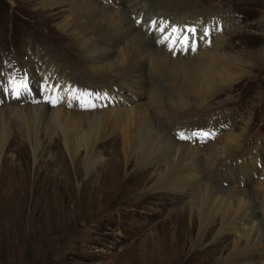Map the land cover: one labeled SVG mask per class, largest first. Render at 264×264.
<instances>
[{
  "label": "rangeland",
  "instance_id": "1",
  "mask_svg": "<svg viewBox=\"0 0 264 264\" xmlns=\"http://www.w3.org/2000/svg\"><path fill=\"white\" fill-rule=\"evenodd\" d=\"M158 1L201 17L228 14L231 19L211 33L210 42L217 43L221 53L245 63V74L237 76V81H225L223 89L208 92L210 97L185 93L188 104L168 105L167 114L155 106L148 109L153 123L169 138L182 146L199 148L203 154L231 129L239 133L244 128L240 121H247L239 148L213 161L203 156L200 171L204 182L213 186L226 182L224 188H234L232 183L239 177L252 183L246 190L255 196L257 215L264 222V200L253 178L264 162V0ZM51 4L56 0H0V264H211L217 257L213 252L225 243L210 247L209 253L194 251L196 222L189 224L188 207H184L188 198L150 192L160 169L147 167L132 150L122 152L123 119L103 115L97 122L93 115L120 107L114 103L101 106L96 97L115 89L114 81L123 73L106 76L90 72L72 39L58 29L71 16L69 7L52 8ZM78 27L94 42L104 41L93 36L94 28L88 32L89 27L78 25L76 20L69 29ZM44 48L76 58L72 63L75 68L56 70V61L49 64L53 53L46 60L37 58L36 63L34 57ZM13 53L28 55L33 63L30 68L36 64L35 72H12L9 57ZM41 73L52 77L54 83L63 73L68 87L79 93L86 105L78 107L73 100L68 111L64 110L67 115L51 118L46 113L35 118L40 133L37 146L23 130V122L30 128L33 120L29 113L21 116L14 112L21 105L14 103V96L6 90L15 76L19 81L29 75L30 91L22 92L19 98H35L39 105L54 110L57 106L49 107L51 98L41 84ZM162 80L153 71L148 101L155 91L170 92L172 82ZM174 83L184 92L183 83ZM173 92L172 99L177 102L178 95ZM183 126L186 129L181 135L178 131ZM246 163L249 170L242 169ZM235 165L239 171H228ZM170 211L176 215L167 218Z\"/></svg>",
  "mask_w": 264,
  "mask_h": 264
},
{
  "label": "bare ground",
  "instance_id": "2",
  "mask_svg": "<svg viewBox=\"0 0 264 264\" xmlns=\"http://www.w3.org/2000/svg\"><path fill=\"white\" fill-rule=\"evenodd\" d=\"M156 4L151 0H56V4L51 6L52 8L60 5L69 7L71 16L59 24L58 29L62 33H67L72 39L82 54L84 63H88L90 72L106 76L117 71L123 73L121 80L120 78L113 80L118 91L109 89L108 95L96 97L101 106H110L114 103L120 107L113 108L114 110L109 107L110 111L93 115L96 116L97 122H100L99 117L103 115L119 116L123 119L126 128L121 134L122 152L132 150L147 162V167L160 169L157 179L150 187V192L188 198L184 207H188L189 224L191 225L193 220L196 222L193 250H203L207 253L210 247L224 242L225 246L219 245L222 248L220 251L213 252L217 257L211 264H264V222L257 215L255 196L246 190L252 183H247L239 177L232 183L234 188H224L222 185L226 182L220 186L217 184L213 186L209 182H204L203 173L200 171L201 158L205 157V160L213 161L220 155V157L230 155L237 146L239 148L238 143L245 135L248 122L240 121L244 128H241L239 133L231 129L222 140L207 149V154H203L199 148L182 146L169 138L153 123L152 112L148 109L149 105L155 106L157 111L165 109L164 114H167L168 105L182 107L188 104L185 101V93L203 99L211 95H208V92L212 93L217 88L223 89L225 81L227 84L234 82L237 76L245 74L242 70L245 63L226 56L220 52L221 47H217V43L210 42L211 33L227 21L229 23L231 19L227 18L228 14L201 17L196 12L180 11L179 7L172 8L167 6L168 3H159L158 0ZM73 20H76L78 25L88 26V32L94 28L93 36L99 35L104 41L94 42L92 38L84 36L81 27L70 30ZM90 40H93V44ZM137 44L140 45L139 49L136 47ZM40 48L42 47H38ZM53 51L44 48L37 52L38 57H34L36 63L37 58L46 60L47 55L53 53L49 64H54L56 61L58 64L56 70L67 66L71 70L75 68L72 63L76 62V58L63 54L59 56ZM9 58L12 72L25 71L24 73L28 74L26 71L29 69L35 72L36 64L32 69L30 68L32 62L28 59V55L13 53ZM153 71L166 82L169 80L172 83L168 86L170 92L169 89L154 90L148 101L150 95L148 88L151 85ZM28 76L26 79L29 83L31 77ZM39 77L41 84L47 85L44 89L48 90L51 98L49 107L57 106L56 109L50 110L41 106L32 97H26L24 100L13 97L14 103L21 105L14 112L21 116L29 113L28 118L31 117L33 120L30 128L23 122V130L27 139L34 141V145L37 146L40 133L35 125V118L46 113L50 114L51 118L67 115L68 112L64 110L69 109L73 100L78 107L86 105L79 97V93L75 94L73 89L69 88L70 84L63 73L58 76L57 83H54L52 77L46 73H41ZM178 80L184 84H182L184 88L186 87L184 92L177 90L178 85L174 82ZM152 81L154 82L153 78ZM158 81L155 79V84ZM173 91L178 95L177 102L172 99ZM161 94L169 97L164 99ZM85 99L84 101H87ZM181 128L178 133L184 135L186 128L184 126ZM246 157L248 156H245V159ZM255 165L258 169L261 168L258 159ZM242 169L249 170L250 165L243 164ZM228 171H239V166L235 165ZM222 175H219V178H222ZM228 176L231 179L229 174ZM253 178L258 187L256 190L264 200V162L262 168L254 172ZM228 184L230 186V181ZM174 214L176 215L175 211H170L167 218ZM230 237L233 239L228 242ZM154 247L156 249V245ZM222 253L226 254L221 255Z\"/></svg>",
  "mask_w": 264,
  "mask_h": 264
},
{
  "label": "snow or ice",
  "instance_id": "3",
  "mask_svg": "<svg viewBox=\"0 0 264 264\" xmlns=\"http://www.w3.org/2000/svg\"><path fill=\"white\" fill-rule=\"evenodd\" d=\"M9 88L6 91H9L11 95L18 98L22 92L30 91L29 85L26 79H21L17 81L15 78L9 80ZM43 87H47L44 85ZM207 135V134H205Z\"/></svg>",
  "mask_w": 264,
  "mask_h": 264
}]
</instances>
